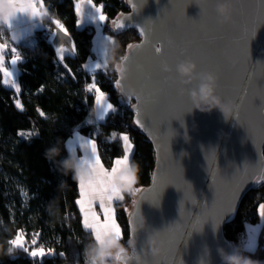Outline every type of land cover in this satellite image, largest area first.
Listing matches in <instances>:
<instances>
[{"label":"water","instance_id":"95a60500","mask_svg":"<svg viewBox=\"0 0 264 264\" xmlns=\"http://www.w3.org/2000/svg\"><path fill=\"white\" fill-rule=\"evenodd\" d=\"M134 2L138 11L133 12L128 3V11L116 17L131 16V20H125L124 29L135 28L138 32L136 25L143 23L154 30L153 40L172 37L178 47L170 54L178 55L180 48H186L187 54L197 63L198 71L204 68L214 71L219 65L223 72V87L217 91L223 98L239 103L234 97L242 91L247 92L239 119L234 115L225 121L219 110L200 112L193 109L190 112L191 104L177 96L173 88L161 83L158 60L150 45L135 57L136 62L143 65V71H134L132 83L128 84L136 91L137 87L145 86L146 95L158 90L154 103L142 105L141 118L146 127L137 126L152 143L154 167L150 183L142 187L152 191L137 193L133 201H140L139 205L132 202L130 238L137 241L143 261L151 262L153 257L164 256L174 264L180 261L199 264L207 245L210 249L208 264H221L217 246L229 250L233 247L225 237L224 225L236 217L246 192L264 181L246 184L231 212L220 217L216 230L210 221L200 232L194 231V226L202 215H214L226 206L241 179L247 181L260 174V160L264 155V12L257 0H245L244 3L233 0L234 22L221 24L215 12L217 0L202 16H199L200 5L194 0L193 3L190 0H146L142 6L141 0ZM141 41L140 36L134 43ZM165 51L169 52L167 48ZM124 54H128V50ZM185 58L187 55L181 57ZM177 62L173 63L174 71ZM148 74L153 75L152 81L145 79ZM132 102L136 103L135 96ZM132 110L134 121L136 112ZM179 121L181 124L185 121L190 136L188 142L182 136L171 139L172 128L180 133L185 130ZM145 195L156 198L157 203L143 200ZM143 215L150 229L164 232L173 225L179 226L180 242L170 251L164 249L158 256L143 255L148 248V245H142L149 229L133 230L137 218Z\"/></svg>","mask_w":264,"mask_h":264},{"label":"trees","instance_id":"16d2710c","mask_svg":"<svg viewBox=\"0 0 264 264\" xmlns=\"http://www.w3.org/2000/svg\"><path fill=\"white\" fill-rule=\"evenodd\" d=\"M104 5L109 20L103 31L116 38L123 55L128 43L140 39L135 28L115 30L111 20L128 11V0H94ZM74 0H44L51 17L60 19L68 28L76 45L74 54L65 55L71 68L69 74L56 58L50 32L52 20H45L44 28L36 29L28 40L17 43L22 56L19 62L21 92L17 94L9 86L0 85V264H39L22 250L7 255V241L18 229H24L30 243L32 234L39 232L37 246L53 248L54 255L46 256L42 264H83L85 245L94 237L82 226L75 199L78 198V181L60 169L56 161L69 155L66 140L77 130L97 142L99 155L105 166L111 167L114 158L122 155V141L109 140L112 131L127 132L135 145L130 161L139 164L140 180L137 187L150 183L154 167L153 146L144 133L134 124L133 110L127 99L114 88L117 73L110 68L89 73L82 64L94 54L95 25L77 26ZM0 39L6 40V30ZM51 41V43H50ZM96 77L97 83L109 94L117 106L104 121L91 120L94 108V92L85 91L86 83ZM2 80V74H0ZM42 89V91H41ZM19 99L23 110L16 107ZM131 103H133L131 101ZM45 116L41 117L37 109ZM37 132L38 135L20 136V132ZM58 146L60 154L51 160L46 150ZM26 192V197L24 192ZM133 198L114 202L117 220L123 229V242L130 238V211L127 205ZM264 202V182L251 188L240 202L236 217L224 225L225 237L242 245L247 224L260 220L259 204ZM256 249L249 253L264 261V228L259 234ZM243 246V245H242ZM65 255L61 257L59 253Z\"/></svg>","mask_w":264,"mask_h":264},{"label":"snow or ice","instance_id":"6c2138e0","mask_svg":"<svg viewBox=\"0 0 264 264\" xmlns=\"http://www.w3.org/2000/svg\"><path fill=\"white\" fill-rule=\"evenodd\" d=\"M190 2L193 3V0H190ZM194 2L200 5L199 16L206 14V12L212 9L215 4V0H194ZM234 2L244 3L245 0H234ZM257 2L261 6V11L264 12V0H257ZM8 3L13 5V10L15 13L30 15L34 19L40 16L42 14L41 9L45 8L44 0H8ZM128 3L132 5L133 12L139 10L137 3H135L134 0H128ZM143 3H146V0H141V6L143 5ZM86 5L89 6L90 9L87 14L85 13ZM103 9L104 5H97L96 3H94V0H75L74 12L75 15L79 17V19L76 20L77 26L83 24L85 19H87L89 22L96 25V31L99 35V29L104 26V23L106 21L109 20V17L105 14ZM51 20L55 25L54 30H51L52 37H57L60 34H62L63 37L70 36L68 28L64 23L61 22L60 19L52 17ZM125 20H131V16L122 17L120 19L113 18L111 20L112 29H124ZM233 22L234 14L232 15L231 21L228 23L231 24ZM5 23L9 28L11 27L10 20L6 19ZM262 23H264V21H262ZM37 27L44 28V25L42 23H38ZM136 27L138 28L139 35L143 37V40L139 43H128L126 45L128 54H125L123 58L125 63L129 67V71L126 77H122L119 74V69L115 70L118 75L114 80V88L118 90L121 95L127 98V102L130 104L131 108L135 110L136 116L134 118V124L139 128H145L146 124L141 118L142 105H144L145 103H154L156 92L158 90H154L153 92H150L146 95L145 86H140L139 88L137 87V94L135 95L136 103H131V101L133 100V96L127 94L126 86L129 83H132L134 71H143V65L138 64L135 60V57L140 55L146 49V47L150 45L154 53V58L158 60V75L162 78L161 83L173 88L175 90V94L180 98L187 100L189 104V99H186L187 85H183L176 79L173 63L174 61H179L181 57L185 55H187V58L190 57L193 59V57L187 54L186 48H180L178 55H171V50L178 47L176 41L172 37L164 36L162 39L157 37L155 40H153L155 32L152 28L144 26L143 23L137 24ZM27 31L31 32L28 29ZM2 35L3 33H0V36ZM112 37V35H108L103 38L110 39ZM8 48L9 44L7 41H5L4 43H0V74H2L0 85L9 86L11 89H14L17 94H19L21 92V85L17 82V77L15 75V66L19 61L22 60V56L16 47L11 48L10 64L13 67L10 69L6 66L5 63V53ZM166 48L169 50V52L165 51ZM54 51L57 54L58 61L61 62L64 68L67 69L68 73L71 74L72 70L65 62V54L69 51L73 53L76 52L75 43L73 42L71 49H69L65 47L63 42H60L59 46L54 48ZM98 51L102 56V49H99ZM165 64L169 65L167 69H165L164 67ZM84 67L88 68L92 73H95L97 70L101 69L105 71L107 70V67L104 65L102 59L97 60L94 64H92L91 62L86 63ZM203 70L208 69L204 68ZM214 72L218 75V89L221 90V88L223 87V84L221 83L223 72L219 65H217V68L216 70H214ZM262 75H264V64H262ZM145 79L147 81H152L153 75L148 74ZM85 91L87 93L94 92L95 94L94 104L98 111L97 119L99 121H104L105 117L108 114L115 113L117 111V106L113 102H111L109 94L102 90V88L99 86L94 75L91 77V82L86 83ZM246 98V91H242L240 95L234 97V99L239 102V109L235 113L237 119H239L240 108L243 106V102L244 100H246ZM15 105L18 109L23 110V104L19 99L15 101ZM37 111L39 112V115L41 117L45 116V113L41 109L38 108ZM86 123L91 125L93 121L87 120ZM19 135L24 137L38 135V133L32 131H22L19 133ZM117 138L122 141V155L113 159L111 168L105 167V164L102 162L101 157L98 153L97 142L94 138L85 139L79 132H77L74 139H69L66 141L70 150L72 149V146L77 143H79L80 147L84 149V155L79 157V163L82 167H85L89 170L91 178L88 180H84L83 178H81L78 181V198H76L74 202L78 206L79 213L82 216L83 228L89 230L95 241L98 243H103V238L108 233H115L117 237L121 239H123L124 235L123 229L117 220L114 202L124 200L125 195H122L120 193L119 187L113 181V177L118 171L121 170V168L126 167L129 164L135 145L133 143V139L127 132H121L118 135L117 131H112L109 135V140L115 141L117 140ZM71 154L75 155V151H72ZM262 181H264V155L261 156L260 160V174L258 176H251L247 181L245 179H241L237 183L235 190L232 192L231 200L229 201V203L214 215H210L207 217H204L202 215L197 220L194 226V231L200 232L203 229L204 225L209 221L211 222L213 229L216 230L220 217L231 212L233 204L238 200L241 192L246 187V184L250 182L260 183ZM136 191L137 193H144L152 190L137 187ZM142 199L151 201L154 205L157 203L156 198L151 196L145 195L142 197ZM133 203L139 205L140 201H133ZM97 207L99 208V211H97ZM259 215L260 217L264 218V203L259 204ZM254 231L255 230L253 229V232ZM133 235L136 236L135 233H133ZM39 236V232L33 233L29 243L26 240L25 230L21 228L17 230L15 236L9 239L7 243L16 250H22L28 255V257L32 258L34 261H37L38 259L39 264H42V261L46 256L54 255V249L50 247L45 248L43 245L37 246ZM147 238L148 234H146V238L143 241L142 246L148 245ZM163 238L166 241V252L170 251L182 239V232L180 227L177 225H173L169 228H166L163 232ZM243 246L249 253L253 252L257 247L256 235L249 233L248 239L243 242ZM137 252H139L138 249ZM59 255L63 257L65 254L61 252L59 253ZM144 264H174V262L167 260L164 256H161L153 257V260L151 262L145 260ZM179 264H183V262L180 261ZM201 264H205V261H201Z\"/></svg>","mask_w":264,"mask_h":264},{"label":"clouds","instance_id":"9594fccd","mask_svg":"<svg viewBox=\"0 0 264 264\" xmlns=\"http://www.w3.org/2000/svg\"><path fill=\"white\" fill-rule=\"evenodd\" d=\"M215 12L219 23L225 24L230 22L234 12L233 0H217ZM41 13L35 19L30 15L23 14L26 17V24H24L20 21L19 15L14 12L13 5L8 3V0H0V33L7 30L10 33L12 41H19L23 27L26 26L29 31H33L38 23L44 24L45 20L52 18L46 8H42ZM6 19L11 21L10 28L5 23ZM120 48V42L114 37L103 39L100 42L104 65L114 71L119 69L120 76L126 77L129 67L123 58L125 54H120ZM164 67L167 69L169 65L165 64ZM197 68V63L190 57L180 59L175 64L176 79L183 85H194L187 89V96L192 106L190 112L193 109L199 110L200 112L219 110L223 114L225 121L233 118L239 109V105L235 100L225 99L219 94L217 91L219 87L218 75L214 71H198ZM126 92L131 96L137 94L136 89L131 85L127 86ZM95 114L96 110L93 109L92 115L95 116ZM236 123L239 124L238 121ZM180 126L185 129L184 132L180 133L178 130L172 128L173 135L171 139L175 136H182L184 141L188 142L190 136L188 135L185 121L183 124L180 122ZM59 154L60 149L58 146L47 149L45 153L46 158L51 160H55ZM56 163H58L65 175L71 172L73 179L76 181H79L81 178L84 180L91 178L89 170L80 165L79 157L76 155L69 154L63 160L56 161ZM139 171V164L135 161H130L126 167L121 168L115 174L113 181L119 187L122 195H130L133 199L137 197L136 189L140 180ZM146 228L149 229L147 233L148 248L143 251V255L158 256L164 251L166 245V241L163 238V231L162 229L150 230L145 215L139 216L133 230H145ZM15 251L16 249L10 245L6 248L7 255H12ZM216 251L220 257L221 264H264V261L255 258L254 255L248 254L246 248L239 244L233 246L231 250L224 246H217ZM83 254L85 264H126V262L127 264H131V262H134V264H144L141 253L137 252V241L129 238L125 243L115 233L106 234L103 238V243H98L95 239L90 240L85 245ZM209 254L210 249L205 245L199 264H201V261H205V264H208Z\"/></svg>","mask_w":264,"mask_h":264},{"label":"crops","instance_id":"0c3cea01","mask_svg":"<svg viewBox=\"0 0 264 264\" xmlns=\"http://www.w3.org/2000/svg\"><path fill=\"white\" fill-rule=\"evenodd\" d=\"M74 2H75V0H74ZM94 3H96L95 1H94ZM97 4V3H96ZM97 5H100V4H97ZM46 8V7H45ZM90 9H89V6H85V13L87 14V12L89 11ZM19 15V19H20V21L22 22V23H24V24H26V17L25 16H23V14H18ZM57 19V18H56ZM78 19H79V17H78ZM89 24H93V23H91V22H89L87 19H85V21H84V23L83 24H81V25H79V26H84V25H89ZM44 25V24H43ZM54 25V24H53ZM95 25V24H94ZM45 26V25H44ZM40 28H42V27H36L33 31H31V32H28L27 31V27L25 26V27H23L22 28V37H21V39L19 40V41H16L17 43H22L23 41H26V40H28V38L34 33V31L36 30V29H40ZM54 28H55V25H54V27H53V29L52 30H54ZM95 29H96V25H95ZM6 33H7V38L8 39H6V40H3V39H0V43H4L5 41H7L8 42V40L9 39H11L10 38V33L6 30ZM50 40L52 41V43H53V45H54V47H58L59 46V43L60 42H63L64 43V45H65V47L66 48H69V49H71V46H72V44H73V38H72V36L70 35L69 37H63L62 36V34H60L59 36H57V37H53L55 40L53 41V39H52V36H51V32H50ZM106 36H108V34H106V33H104V31H103V26L99 29V35L97 34V31H95V36H94V39H93V50H94V54L93 55H91L83 64H82V68H84V70L85 71H87V72H89V73H91L90 71H89V69L88 68H85L84 67V65L86 64V63H89V62H91L92 64H94L97 60H100V59H102V56L99 54V49H100V42L104 39L103 37H106ZM6 61H5V63H6V66L7 67H9L10 69L13 67L11 64H10V57H11V55H10V49L8 48L7 50H6ZM68 54H74L73 52H71V51H69L68 53H66L65 55H68ZM56 58H57V54H56ZM20 62V61H19ZM19 62L17 63V65L15 66V68H16V72H15V75H16V77H17V82L18 83H20V81H19V73H20V70H19ZM102 70V69H101ZM91 82V81H90ZM21 85V84H20ZM93 109H95L96 110V114H95V116H93L92 117V121L94 120V121H99L98 119H97V116H98V111H97V109H96V106H95V104H94V108ZM77 132H79V131H77V130H75L73 133H72V135H71V137H69L67 140H69V139H74V137H75V134L77 133ZM80 133V132H79ZM85 139H89V138H91L89 135H87V134H84V133H80ZM66 140V141H67ZM65 145L67 146V150H68V153L69 154H71V152L72 151H75V155L76 156H78V157H81V156H83L84 155V149H82L81 147H80V145H79V143H77V144H75L74 146H72V149L70 150L69 149V146L67 145V143L65 142ZM98 153H99V151H98ZM103 162V161H102ZM112 166V165H111ZM106 167V166H105ZM107 168H111V167H108L107 166ZM130 203V204H129ZM128 203V205H127V209H129V211L131 210L130 209V205H131V201ZM262 203H264V202H262ZM247 226V230H246V239H245V241L248 239V235H249V233H252L253 235H256V241H258V236H259V234L263 231V228H264V218H262V217H260V220L258 221V222H255V223H252V224H247L246 225ZM253 229L255 230L254 232H253ZM243 245V244H242Z\"/></svg>","mask_w":264,"mask_h":264},{"label":"built area","instance_id":"2783aa9c","mask_svg":"<svg viewBox=\"0 0 264 264\" xmlns=\"http://www.w3.org/2000/svg\"><path fill=\"white\" fill-rule=\"evenodd\" d=\"M8 44H9V49H10V55H11V48L12 47H16L17 48V43L16 41H12L11 39L8 41ZM18 49V48H17ZM85 264V263H83Z\"/></svg>","mask_w":264,"mask_h":264},{"label":"rangeland","instance_id":"374dc122","mask_svg":"<svg viewBox=\"0 0 264 264\" xmlns=\"http://www.w3.org/2000/svg\"><path fill=\"white\" fill-rule=\"evenodd\" d=\"M95 31H96V29H95ZM94 34H95V32H94ZM52 39H53V41L55 40L53 37H52ZM9 40H10V39H9ZM9 40H8V41H9ZM106 167H107V166H106ZM23 192H24V191H23ZM24 195H25V197H26V192H24ZM133 200H134V199H133ZM132 202H133V201H131V205H132ZM129 204H130V203H129ZM131 205H130V206H131ZM114 207H115V206H114ZM130 208H131V207H130ZM97 211H99V208H98V207H97ZM118 222L120 223V221H118ZM120 225H121V223H120ZM121 227H122V225H121ZM245 239H246V237H245ZM244 241H245V240H244ZM244 241H243V242H244ZM242 244H243V243H242Z\"/></svg>","mask_w":264,"mask_h":264}]
</instances>
